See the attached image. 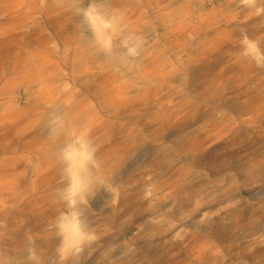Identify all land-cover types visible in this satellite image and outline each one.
Masks as SVG:
<instances>
[{"label": "rangeland", "instance_id": "374dc122", "mask_svg": "<svg viewBox=\"0 0 264 264\" xmlns=\"http://www.w3.org/2000/svg\"><path fill=\"white\" fill-rule=\"evenodd\" d=\"M65 217L74 264H264V0H0V258Z\"/></svg>", "mask_w": 264, "mask_h": 264}, {"label": "bare ground", "instance_id": "6f19581e", "mask_svg": "<svg viewBox=\"0 0 264 264\" xmlns=\"http://www.w3.org/2000/svg\"><path fill=\"white\" fill-rule=\"evenodd\" d=\"M75 154V152L72 153V155ZM119 166L121 167V164ZM72 174L74 191L81 192L82 197L89 194L91 195V193L93 194V192L102 188L109 181L107 177H101L92 172L91 168L84 163L75 168ZM59 229L62 233H64L65 253L70 257V264H74L77 257L74 255L73 249L81 243L84 238V233L81 230L82 226L74 218L65 217L59 223ZM19 258H21V256ZM0 262H3L4 264H11L12 258L11 256L6 255L0 258Z\"/></svg>", "mask_w": 264, "mask_h": 264}]
</instances>
